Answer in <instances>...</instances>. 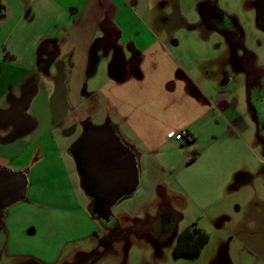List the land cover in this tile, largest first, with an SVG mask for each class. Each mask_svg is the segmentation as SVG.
Masks as SVG:
<instances>
[{"label":"crops","instance_id":"0c3cea01","mask_svg":"<svg viewBox=\"0 0 264 264\" xmlns=\"http://www.w3.org/2000/svg\"><path fill=\"white\" fill-rule=\"evenodd\" d=\"M165 1L0 0V167L28 172L38 164L45 180L64 169L75 183L77 214H84L80 227L85 225H75L74 237L61 233L49 239H99L98 218L90 210L94 202L84 194L70 153L88 127L110 126L137 161L136 191L116 203L119 210L111 209L108 221L100 220L106 239L112 232L123 235L160 205L156 198L172 193L168 179L178 172L186 184L194 180L215 188L253 171L260 126L249 98L252 77L242 63L246 53L211 28L224 49L213 55L208 46L204 60L193 61L189 50L172 44L174 24L163 20L189 23L177 11L167 12ZM13 109L15 118L6 120ZM181 129L191 133V144L170 138ZM51 187L44 185L41 194L59 190ZM15 225L6 209L0 217V260ZM64 249L30 260L55 264Z\"/></svg>","mask_w":264,"mask_h":264},{"label":"rangeland","instance_id":"374dc122","mask_svg":"<svg viewBox=\"0 0 264 264\" xmlns=\"http://www.w3.org/2000/svg\"><path fill=\"white\" fill-rule=\"evenodd\" d=\"M259 1L166 0L165 10L172 15L177 11V16L180 15L189 26L181 25L179 17L177 21L164 19L163 22L167 20V23L171 21L174 24L170 34L172 44L189 50V58L200 62L207 55L206 47L214 48L213 55L224 49L218 33L205 23L196 25L202 19L200 6L213 7L235 21L242 33V53L253 54L256 67L264 69V30L258 24L256 5ZM194 26L206 35L201 36L199 30L192 32L190 28ZM198 37L210 40L200 42ZM133 53L140 59L138 53ZM131 67L133 65L130 64ZM257 133L252 173L245 175L242 172L244 175L232 184L214 188L207 182L194 180L186 184L178 172L168 179L172 193L163 195V191L161 199L156 198L160 205L152 206L140 222L128 228L123 235L110 239L102 236L100 219L94 220L95 228L100 225L97 228L99 239L79 243L75 241L77 239H49L61 233L65 238L67 235L74 237L76 229L85 225L80 227L84 214H77L80 203L75 183L64 169L55 167L57 174L45 180L36 170L40 166L34 165L32 171L31 164L27 175V200L31 201H20L7 208L16 225L15 229L12 228L14 237L9 239L0 264H38L30 259H48L58 246L65 249L55 264H264V127L257 128ZM16 165L20 166L19 163ZM0 168L22 173L9 167ZM47 183L59 190L42 195L41 190ZM120 205L115 204L112 210L117 212ZM75 225L78 228L74 229ZM187 227L205 230L209 242L197 257H176L174 248L178 235ZM47 249L53 252L49 253ZM81 250L87 251L81 254Z\"/></svg>","mask_w":264,"mask_h":264},{"label":"water","instance_id":"95a60500","mask_svg":"<svg viewBox=\"0 0 264 264\" xmlns=\"http://www.w3.org/2000/svg\"><path fill=\"white\" fill-rule=\"evenodd\" d=\"M70 153L97 218L108 221L112 207L138 187L136 157L107 125L88 127ZM27 187L23 173L0 168V217L8 207L26 199Z\"/></svg>","mask_w":264,"mask_h":264},{"label":"flooded vegetation","instance_id":"af4514ba","mask_svg":"<svg viewBox=\"0 0 264 264\" xmlns=\"http://www.w3.org/2000/svg\"><path fill=\"white\" fill-rule=\"evenodd\" d=\"M257 11H258V24L261 29L264 30V0L257 2ZM4 14V9L0 5V17ZM203 22L207 25L208 28H215L221 30L222 32L229 35L232 42L241 45L242 42V33L240 28L236 25L235 21L226 15L225 13L216 10L210 6H204L202 10ZM245 53V52H244ZM243 65L250 71L251 81H250V89L253 95V109L256 113L257 120L260 123H264V70L259 71L254 69L255 56L250 53L245 54V58L243 60ZM26 101L24 100L21 106H24ZM16 114V110L13 109L12 114L6 115L5 119H14ZM103 221V220H101ZM113 232L110 237H114Z\"/></svg>","mask_w":264,"mask_h":264},{"label":"trees","instance_id":"16d2710c","mask_svg":"<svg viewBox=\"0 0 264 264\" xmlns=\"http://www.w3.org/2000/svg\"><path fill=\"white\" fill-rule=\"evenodd\" d=\"M249 98H250L251 106L253 107V104H254L253 95H252L250 86H249ZM261 123L258 120L259 126L264 127V124H261ZM22 173L27 178L28 172L25 171ZM93 209H94V206H91L90 208L91 213L93 214L94 217H97V214L94 212ZM1 232H2V236H4V233L2 230ZM209 239H210L209 235L206 233L205 230L201 228H196V227H187L178 235L177 243L174 248V255L176 257L182 256V255L191 257V258L197 257L198 255H200L204 246L209 242ZM3 241H5V239H3Z\"/></svg>","mask_w":264,"mask_h":264},{"label":"built area","instance_id":"2783aa9c","mask_svg":"<svg viewBox=\"0 0 264 264\" xmlns=\"http://www.w3.org/2000/svg\"><path fill=\"white\" fill-rule=\"evenodd\" d=\"M170 138L175 141H180L185 143V145H189L193 141V137L188 130L181 129L176 132H173L170 135Z\"/></svg>","mask_w":264,"mask_h":264}]
</instances>
